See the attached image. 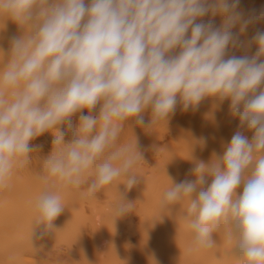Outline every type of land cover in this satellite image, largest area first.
<instances>
[{
	"label": "clouds",
	"instance_id": "9594fccd",
	"mask_svg": "<svg viewBox=\"0 0 264 264\" xmlns=\"http://www.w3.org/2000/svg\"><path fill=\"white\" fill-rule=\"evenodd\" d=\"M238 8L239 0H0V19L22 29L7 54L0 48V188L42 150L30 142L51 132L45 179L79 186L91 172L92 194L127 175L130 190L137 178L128 173L143 157L135 137L121 141L125 122L144 126L150 109L147 127L154 128L178 101L188 111L206 98L229 100L239 124L222 155L196 160L186 174L195 179L170 181L160 205H185L189 251L212 247L226 226L237 261L264 264V31L240 39L264 20V9L245 17ZM209 15H220L221 24L204 22ZM253 45L254 55L226 58L230 47L247 53ZM62 200L57 191L36 198V224L45 229L39 239L62 213ZM131 209L121 202L113 215Z\"/></svg>",
	"mask_w": 264,
	"mask_h": 264
},
{
	"label": "bare ground",
	"instance_id": "6f19581e",
	"mask_svg": "<svg viewBox=\"0 0 264 264\" xmlns=\"http://www.w3.org/2000/svg\"><path fill=\"white\" fill-rule=\"evenodd\" d=\"M260 9H264V0H239L238 11L245 17ZM208 20L219 26L222 17L209 15L203 18L204 22ZM257 30L264 31V20L249 25L246 33L240 35V39H249ZM233 31L239 32V26ZM14 34H22L19 25L12 19L4 22L0 19V48L6 54L9 38ZM255 52V45L247 53L240 48L230 47L226 58L231 55L251 56ZM229 105V100L221 103L214 98H206L197 108L182 111L178 101L175 114L167 123L154 128L147 127L151 119L150 109L143 113L144 126H135L131 120L125 123L121 140L130 143L135 137L137 148H152L158 152V157L154 159L153 168L148 175H144L136 167L129 171L128 175L137 177V183L130 190L126 186L127 175L114 181L116 187L110 191L103 190L113 202L131 203L138 214V222L130 224L126 231L127 235H136L134 244H109V258L102 262L97 261V247L100 245L96 242V236V241L92 239L88 242L84 235L86 226L95 228L94 218H91L93 213L90 210L91 215L87 214L85 202L93 205V211L101 212L102 235H126L124 225L128 221L124 216L116 217L112 212L103 211L104 208L98 206L97 196L80 192L77 185L55 177L45 179L43 159L53 150L51 144L47 155H41L33 166L28 164L16 169L8 186L0 188V264H49L43 259V254L49 245L60 242L74 244L79 253L80 261H71L68 264H242L233 255L235 241L228 240L226 226L215 233V244L212 247L189 251L192 247V233L183 219L185 205L176 204L171 209H162L160 205L163 192L170 187V181L195 179L194 176L186 174L195 166L196 160L208 163L214 151L217 155H222L223 146L230 142L239 124V117L231 114ZM167 130L171 134L170 141L160 147L157 139ZM252 134L245 132L249 139ZM43 135L46 142H52L51 132ZM201 137L207 139L206 147L200 143ZM70 138L69 131L65 140ZM161 149L164 151H160ZM242 190L243 185L238 187L237 194ZM44 191L59 192L63 197L64 209L53 221V228L47 230L43 239H39L40 233L45 232V229L43 225L36 224L38 213L34 204L38 195ZM10 257L15 259L10 260Z\"/></svg>",
	"mask_w": 264,
	"mask_h": 264
},
{
	"label": "rangeland",
	"instance_id": "374dc122",
	"mask_svg": "<svg viewBox=\"0 0 264 264\" xmlns=\"http://www.w3.org/2000/svg\"><path fill=\"white\" fill-rule=\"evenodd\" d=\"M99 107H100V105H97L96 109L93 111V115L98 114ZM85 114H87V110H85ZM77 116H78V114H77ZM77 116H74L72 118L74 123L77 120ZM124 128H125V126H124ZM147 130H149V128H147ZM170 137H171V134L167 130L161 138L157 139L159 146L162 147L166 143H168L170 141ZM121 141L124 142L123 140H121ZM30 144L31 145H38V144L43 145L42 150L33 151L32 153H30L31 161L29 164L31 166H33V164L37 161V159L40 158L41 155H47L48 154V152L50 150V145L52 144V142L51 143L46 142L44 140V135H41V136L33 139L30 142ZM138 151H140L142 153L143 159L140 160L138 164L134 165V167L141 170L144 173V175H148V174H150V172L153 168L152 165H153L154 159L158 157V152L152 148H149V147L138 148ZM37 152H38V154H37ZM93 180H94V175L91 172L87 173L83 179V182L79 186H77L79 191L84 193V194H87L89 196L96 195L97 200L99 202L98 206L101 205L102 209L104 208L103 211H105L107 213L112 212V214H113L114 208L120 202L116 203V202L111 201L112 199L110 198V196L103 190H106V191L109 190L110 191L111 188L113 189V187H116L114 182L108 186L97 189L92 194H88V187ZM84 206H85V209L87 211V214L91 215L90 214V210H91L93 215H94V216L91 215V218H94V220H95V221L93 220L95 228H90V227L88 228L86 226L85 230H84V235H85V238L88 242L91 241L92 239H94L96 241V238H97L96 242H98V244L100 245V247L99 246L97 247V251H98V255H99V256L97 255V261L102 262L103 260L107 259V257L109 256V255L107 256V253H108L107 250L109 249L108 248L109 244H112L115 246H118V245H120L122 243H126V242H128L130 244H134L135 239H136V235L135 234L127 235L128 233L126 234L128 226L130 224H136L138 222V214L135 212L134 208H132L129 212L122 215L128 221L126 223V226L124 225V228H125L124 233L126 235L120 236L119 234L116 233V234L112 235L111 237H108L106 235H102V232H101V230H102L101 212L97 213L95 210L93 211V208L91 209V207L93 205L89 204L88 201L85 202ZM98 206H95V207H98ZM94 212H96L95 213L96 215L94 214ZM97 217H98V219H97ZM95 236H96V238H95ZM102 238H106V239H104L105 241ZM101 243H103V244H101ZM43 259L49 264H66V263L68 264L71 261L79 262L80 256H79L77 248L74 244H66V243L60 242L57 244L49 245L47 248V251L44 252V254H43ZM108 260H106V261L108 262ZM97 264H98V262H97ZM100 264H103V263H100Z\"/></svg>",
	"mask_w": 264,
	"mask_h": 264
}]
</instances>
